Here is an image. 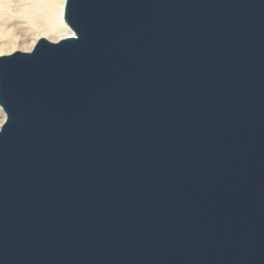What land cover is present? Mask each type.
I'll use <instances>...</instances> for the list:
<instances>
[{"label": "water", "instance_id": "obj_1", "mask_svg": "<svg viewBox=\"0 0 264 264\" xmlns=\"http://www.w3.org/2000/svg\"><path fill=\"white\" fill-rule=\"evenodd\" d=\"M0 57V264H264V0H66Z\"/></svg>", "mask_w": 264, "mask_h": 264}, {"label": "bare ground", "instance_id": "obj_2", "mask_svg": "<svg viewBox=\"0 0 264 264\" xmlns=\"http://www.w3.org/2000/svg\"><path fill=\"white\" fill-rule=\"evenodd\" d=\"M66 0H0V57L31 52L41 38L57 42L73 35L64 21ZM6 114L0 105V130Z\"/></svg>", "mask_w": 264, "mask_h": 264}]
</instances>
